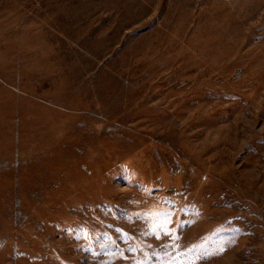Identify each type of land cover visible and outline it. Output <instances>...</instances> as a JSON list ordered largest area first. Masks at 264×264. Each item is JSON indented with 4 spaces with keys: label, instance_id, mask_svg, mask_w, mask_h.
<instances>
[{
    "label": "rangeland",
    "instance_id": "374dc122",
    "mask_svg": "<svg viewBox=\"0 0 264 264\" xmlns=\"http://www.w3.org/2000/svg\"><path fill=\"white\" fill-rule=\"evenodd\" d=\"M0 264H264V0H0Z\"/></svg>",
    "mask_w": 264,
    "mask_h": 264
},
{
    "label": "snow or ice",
    "instance_id": "6c2138e0",
    "mask_svg": "<svg viewBox=\"0 0 264 264\" xmlns=\"http://www.w3.org/2000/svg\"><path fill=\"white\" fill-rule=\"evenodd\" d=\"M175 239H178V237H177V238H175Z\"/></svg>",
    "mask_w": 264,
    "mask_h": 264
}]
</instances>
